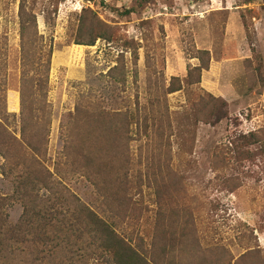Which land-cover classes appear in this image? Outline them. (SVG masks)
Masks as SVG:
<instances>
[{
  "label": "rangeland",
  "instance_id": "rangeland-1",
  "mask_svg": "<svg viewBox=\"0 0 264 264\" xmlns=\"http://www.w3.org/2000/svg\"><path fill=\"white\" fill-rule=\"evenodd\" d=\"M84 11L108 28L109 43L74 44ZM23 25L28 28L24 33ZM21 37L32 74L38 76L46 70V52H52L46 88L50 133L46 154L39 160L55 180L103 213L97 200L100 194L64 166L69 164L61 125L74 117L77 106L91 102H100L109 114L122 111L130 116L133 110L141 119L150 118L149 102H156V110L161 112L154 117H165L164 126L170 124V130H165L170 135L169 149L154 152L152 133L149 130L147 138L142 125L130 138L123 132L118 145L122 156L117 164L126 165L133 184L129 189L142 205L144 220L149 224L154 218L153 196L145 184L153 179L146 178L145 172L151 158L154 162L169 159L174 173L161 180L169 182L167 190L173 191L176 205L191 211L198 234L210 247L203 253L209 264H234L246 248L255 249V245L264 250L257 237L264 232V156L250 140L238 141L235 150L232 147L234 138L249 139L264 129V0H95L92 4L83 0H0L6 111L16 115L9 118L11 129L17 126L20 113ZM63 51L67 53L59 55ZM199 65L207 67L200 79L189 78L188 71ZM173 78L182 89L164 94L178 86L171 82ZM207 95L226 103L227 120L214 127L194 117L193 103ZM3 163L0 156V167ZM140 174L141 179L137 178ZM139 182L141 190L134 186ZM0 192L2 196L12 192L9 180L1 174ZM21 212L17 203L8 206L9 222L16 223ZM141 222L122 223L117 230L145 250L148 248L140 242L150 239L147 230L151 228L146 222L137 226ZM201 258L198 254L187 261L199 264ZM175 260H180L177 252ZM256 262L252 251L242 264Z\"/></svg>",
  "mask_w": 264,
  "mask_h": 264
},
{
  "label": "trees",
  "instance_id": "trees-1",
  "mask_svg": "<svg viewBox=\"0 0 264 264\" xmlns=\"http://www.w3.org/2000/svg\"><path fill=\"white\" fill-rule=\"evenodd\" d=\"M146 1L149 0H143ZM79 21L74 44L93 46L97 40L107 43L112 40L111 32L101 26L91 12L84 11ZM26 29L23 25V33ZM21 51L20 113L13 129L9 118L16 115H9L6 111V65L0 64V156L4 162L0 174L12 187L9 196H2L0 192V264H193L187 260L198 257V254L202 257L199 264H209L203 253L210 247L198 234L191 211L176 205L178 201L171 197L173 191L167 190L169 182L161 180L165 176L170 179L174 173L169 166L171 160L154 162L151 158L149 170L145 172L146 178L153 179V183H145L153 196L154 218L149 224L143 218L142 205L131 195L133 191L129 186L133 184L125 172L126 165L117 164L122 156L118 145L123 132L130 138L133 131L139 133L141 125L147 138L150 137L149 130L152 133L154 152L169 149L170 135H166L165 130H170V124L164 126L165 117H154L155 113L161 112L156 110L159 105L149 102L152 114L150 118L141 119L132 114L133 110L129 111L130 116L122 111L109 114L100 102H91L77 106L74 117L61 125V138L65 141L63 152L69 164L64 166L69 173L77 174L87 182L95 194H100L97 195L103 207L100 214L92 204L82 202L69 188L55 180L39 160L46 154L50 133L51 111L46 88L52 52H46L48 67L37 76L28 68L23 37ZM200 54L208 55V52L201 51ZM206 69V66H195L188 71V77L200 79ZM171 82H177L178 86L164 94L182 89L177 78ZM142 110L146 111L147 106L143 105ZM193 112L197 122L210 127L227 120L225 101L209 95L193 103ZM165 113L162 111L163 115ZM243 140L253 141L264 156V129L249 139L234 138V150L239 147L238 141ZM137 178H143L142 174ZM134 186L142 189L140 182ZM13 203L22 209L14 224L9 222L7 213L8 206ZM141 220L137 226L146 222L151 228L147 230L150 239L140 242L141 246L148 248L145 250L125 240L124 233L120 234L123 231L117 230L122 223L127 225ZM245 251L234 264H242L252 251H255L258 263L264 264V250L258 245ZM176 252L180 260H175Z\"/></svg>",
  "mask_w": 264,
  "mask_h": 264
},
{
  "label": "crops",
  "instance_id": "crops-1",
  "mask_svg": "<svg viewBox=\"0 0 264 264\" xmlns=\"http://www.w3.org/2000/svg\"><path fill=\"white\" fill-rule=\"evenodd\" d=\"M63 52H65V51H63ZM66 53L67 52L62 53V54H59V55H64ZM55 58H56V55L53 56V61H54ZM57 60H59L58 56H57ZM15 110H16V107H15V103H14V99H13V101H12V111L15 112ZM257 237H258L259 245L262 246V247H264V232L263 233H260V234H257Z\"/></svg>",
  "mask_w": 264,
  "mask_h": 264
},
{
  "label": "water",
  "instance_id": "water-1",
  "mask_svg": "<svg viewBox=\"0 0 264 264\" xmlns=\"http://www.w3.org/2000/svg\"><path fill=\"white\" fill-rule=\"evenodd\" d=\"M85 1L86 3H89V4H92L93 2H95V0H83Z\"/></svg>",
  "mask_w": 264,
  "mask_h": 264
}]
</instances>
